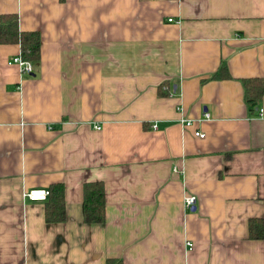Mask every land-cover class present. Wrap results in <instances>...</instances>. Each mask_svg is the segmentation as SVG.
<instances>
[{
  "label": "crops",
  "instance_id": "0c3cea01",
  "mask_svg": "<svg viewBox=\"0 0 264 264\" xmlns=\"http://www.w3.org/2000/svg\"><path fill=\"white\" fill-rule=\"evenodd\" d=\"M8 13L42 47L26 74L0 44V264H264V97L251 112L242 82L264 78V0H0ZM93 181L103 224L84 221ZM56 183L67 219L48 223L24 192Z\"/></svg>",
  "mask_w": 264,
  "mask_h": 264
},
{
  "label": "trees",
  "instance_id": "16d2710c",
  "mask_svg": "<svg viewBox=\"0 0 264 264\" xmlns=\"http://www.w3.org/2000/svg\"><path fill=\"white\" fill-rule=\"evenodd\" d=\"M64 1V0H61ZM16 43L20 45L24 59L38 64L41 59L42 38L38 31H24L20 28V19L17 13H8L0 16V44ZM230 77L225 61L210 77L224 79ZM245 100L251 112L258 109L259 102L264 97V78L242 79ZM161 88V87H160ZM162 93V92H161ZM163 94V93H162ZM50 195L46 200L45 218L48 223L64 222L67 219L65 187L62 183L53 184ZM106 188L102 181L86 182L84 185L83 215L84 221L89 224H103L107 216ZM249 237L264 239V217H254L249 220ZM107 264H124L123 260L108 259Z\"/></svg>",
  "mask_w": 264,
  "mask_h": 264
},
{
  "label": "built area",
  "instance_id": "2783aa9c",
  "mask_svg": "<svg viewBox=\"0 0 264 264\" xmlns=\"http://www.w3.org/2000/svg\"><path fill=\"white\" fill-rule=\"evenodd\" d=\"M169 20L172 21L173 19L170 18ZM11 62L19 65L22 71L26 74H32L34 72V69H35L34 62L24 59L21 53L20 55L14 57L11 60ZM210 117H211L210 113L206 112L205 118L209 119ZM195 123L196 121L189 120V119H182V122H181V124L186 128L193 126ZM157 127H158L157 124L153 125L154 129ZM195 135L200 138H206L207 136L206 132H204L202 129H196ZM49 195H50L49 189H30L24 192V197L30 200H34V201H46L48 200ZM197 201H198V198L196 195L186 193V196L184 198V203H185L186 208L188 209L194 208L197 205ZM188 246L189 248H192L193 243L188 242Z\"/></svg>",
  "mask_w": 264,
  "mask_h": 264
},
{
  "label": "water",
  "instance_id": "95a60500",
  "mask_svg": "<svg viewBox=\"0 0 264 264\" xmlns=\"http://www.w3.org/2000/svg\"><path fill=\"white\" fill-rule=\"evenodd\" d=\"M193 209H195V207Z\"/></svg>",
  "mask_w": 264,
  "mask_h": 264
}]
</instances>
